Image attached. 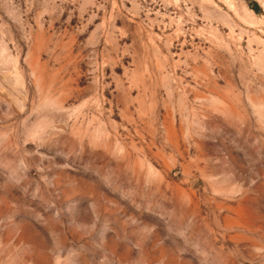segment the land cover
<instances>
[{
    "label": "rangeland",
    "instance_id": "1",
    "mask_svg": "<svg viewBox=\"0 0 264 264\" xmlns=\"http://www.w3.org/2000/svg\"><path fill=\"white\" fill-rule=\"evenodd\" d=\"M0 264H264V0H0Z\"/></svg>",
    "mask_w": 264,
    "mask_h": 264
}]
</instances>
